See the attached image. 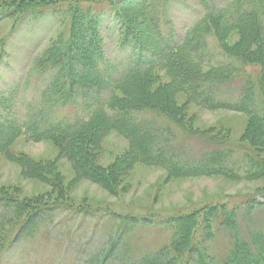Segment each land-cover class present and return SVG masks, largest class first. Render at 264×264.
Returning <instances> with one entry per match:
<instances>
[{
  "label": "trees",
  "instance_id": "obj_1",
  "mask_svg": "<svg viewBox=\"0 0 264 264\" xmlns=\"http://www.w3.org/2000/svg\"><path fill=\"white\" fill-rule=\"evenodd\" d=\"M81 2H63V7L51 0L0 5V19L17 15L22 22L26 13L50 8L62 28L28 71L48 80L24 121L13 110L19 89L29 84L0 93V150L22 136L34 142L50 139L78 178L110 192L121 173L136 164L160 168L171 178H264L263 161L248 152L239 157L219 136L192 131L174 101L182 94L201 109L247 116L246 141L264 146V0H194L199 11L191 9L193 21L182 29L170 15L180 0H105L96 12L95 2L87 7ZM109 27L116 36L106 55L103 29ZM231 35L237 41L229 45ZM246 65L259 68L257 84L245 75ZM158 73L168 77V85L159 84ZM66 106L78 114L59 116ZM111 132L122 136L129 149L103 172L94 157ZM182 140L197 141L201 149L190 154ZM53 185L59 206L36 198L19 201L0 189V257L34 235L55 210L73 207H64L70 202L60 198L61 186ZM240 208L250 223L253 212L264 213V186L235 206L228 202L170 216L120 218L106 208L103 217L117 225L82 264H264V222L252 224L246 233L237 224ZM156 224L171 237L156 251L137 256L139 246L128 243L127 235L138 226ZM220 232L229 244L218 256L212 246Z\"/></svg>",
  "mask_w": 264,
  "mask_h": 264
},
{
  "label": "rangeland",
  "instance_id": "obj_2",
  "mask_svg": "<svg viewBox=\"0 0 264 264\" xmlns=\"http://www.w3.org/2000/svg\"><path fill=\"white\" fill-rule=\"evenodd\" d=\"M18 1L21 0H0V5ZM51 1L63 7V2L67 4L71 0ZM81 1H84L81 2V7L95 2L93 9L96 12L103 9L98 3L105 0ZM180 2L179 7L175 6L170 15L175 26L182 29L186 21H193L191 9H199L194 0ZM1 8L4 10L6 7ZM183 11L188 14H183ZM1 15L0 12V17ZM24 16L23 22L18 21L17 15L14 18L0 19V47H5L0 49V93L4 92L6 95L9 88L29 84L27 89H19L15 98L13 115L22 121L29 113V108L38 103L39 91L48 80L47 76L41 78L36 74L27 75L28 71L32 69L34 60L41 56L50 39L62 29L57 15L50 8L41 9L34 14L28 12ZM115 32L111 27L103 29L106 55L109 51L112 52ZM236 41L237 37L231 35L228 44L232 45ZM244 73L254 84L258 83L257 66L246 65ZM158 76L160 85L169 84L164 73H158ZM174 101L178 107H182L185 124L192 131L219 136L235 148L239 157L248 152L264 162V146H251L244 136L248 125L247 116L225 110L201 109L189 104L182 94H177ZM58 111L59 116L68 117L79 112L70 106ZM180 143L188 145L190 154H196L201 149V144L197 141L182 140ZM128 149V142L118 133L111 132L101 142L94 157V165L106 172L117 159L126 155ZM119 179L114 187L115 191L110 192L100 185L78 178L70 162L50 139L34 142L22 136L6 149L0 150V189L6 190L19 201L36 198L59 206L61 203L54 202L56 189H53V182H56L57 186H61L58 193L60 198L70 202L64 207L73 206L70 211L55 210L34 235L4 253L0 257V264H82L109 239L112 228L117 225L118 221L115 219L103 217L102 210L105 211L106 208L120 218L147 213L170 216L228 202L229 206H235L264 186V178L254 181H247L242 177L239 180L223 177L171 178L160 168L141 164L123 171ZM96 206H100L98 211ZM73 208L87 212L76 213ZM252 216L253 223L252 219L250 223L244 217L242 209L237 212V224L244 227L246 233H249L248 228L252 224L255 223L256 227L264 222V213L261 211L253 212ZM170 237L169 230L156 224L148 228L138 226L127 235V241L133 246H139L136 255L140 256L156 251ZM228 244L225 233L220 232L212 246L214 254L224 255Z\"/></svg>",
  "mask_w": 264,
  "mask_h": 264
}]
</instances>
